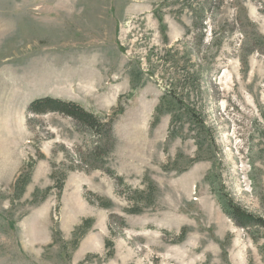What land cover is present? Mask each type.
I'll return each instance as SVG.
<instances>
[{"label":"rangeland","instance_id":"1","mask_svg":"<svg viewBox=\"0 0 264 264\" xmlns=\"http://www.w3.org/2000/svg\"><path fill=\"white\" fill-rule=\"evenodd\" d=\"M258 34L264 0H0V264H264V229L239 227L218 193L264 216V52L246 50ZM176 84L211 135L186 115L175 137L170 114L155 123ZM45 96L115 113L108 166L133 188L154 182L155 203L129 212L136 194L79 169L97 137L29 110ZM54 169L67 173L61 193ZM85 218L94 224L74 246Z\"/></svg>","mask_w":264,"mask_h":264},{"label":"trees","instance_id":"2","mask_svg":"<svg viewBox=\"0 0 264 264\" xmlns=\"http://www.w3.org/2000/svg\"><path fill=\"white\" fill-rule=\"evenodd\" d=\"M204 40V39H203ZM220 44V43H219ZM246 49V48H245ZM249 53H252L255 50H260L264 52V36L258 34L254 39V45L252 48L246 49ZM166 56L163 58L165 59ZM162 58V59H163ZM191 75V73H189ZM196 75L195 73L193 74ZM188 81L189 78L187 77ZM186 79V81H187ZM136 77L134 75V81L136 82ZM134 82V85H135ZM172 90H168L163 95L160 104L158 105L156 111V120L157 123L161 116L164 114L171 115V124H170V133L172 137H175L177 134L176 124L180 119L183 118L184 115L189 117V120L193 123H197L200 126H203L206 131L211 135L210 128L206 127L205 117L202 112H200L195 106H191L189 103L185 101V97L181 94L176 88ZM184 89V88H183ZM120 108V112H121ZM29 110L36 114H44L48 112H59L64 115H67L74 119L78 126L82 127L85 131L95 135L97 140L93 142L90 146H88V154L86 159V167H80L79 169H83L86 171L94 170V169H102L107 172L112 177L116 178L118 181V185L121 187H125L126 190L132 191L135 196H128L130 199V203L132 208L129 212L138 213L142 211V205L146 204L148 201L146 196L152 197L154 203L156 200L155 191L158 189L154 182L150 181L146 188H133L131 185L127 184L124 177L118 175L115 170L108 166L109 156L112 150L115 147L116 141L113 137V125L116 120V114H99L94 111L88 110L79 103L73 100H66L62 98H56L53 96H45L35 99L29 105ZM202 127V128H203ZM182 128V126L180 127ZM204 147L202 142L199 143V150ZM199 158L192 159L191 163H194ZM34 159L26 164L24 169L19 173L15 180L14 191L18 194V198H21L26 191L28 184L31 181L33 168H34ZM78 166L72 165L68 166V169H76ZM67 173H61L60 171L54 169L52 174L55 180V187L59 189L60 193L63 189L65 183V177ZM212 183L215 184L213 178H211ZM223 186V185H222ZM215 190V189H214ZM52 191V187L47 188L45 191H41L40 189L36 190L33 194V201L39 202L40 197L44 193V199L48 196V194ZM220 199L223 201L224 211L225 213L232 218L239 227L243 228H263L264 229V216L258 215L253 212H250L245 207H243L240 203L235 202V200L224 190L222 187L218 191ZM95 198L98 199V202L101 207L109 208L113 205L111 199H108L102 195H94ZM91 200V199H90ZM92 202H95L92 200ZM113 220H116L117 215H112ZM119 218V217H118ZM93 218H85L82 223L76 226L73 236V244L77 246L79 244L80 238H82L90 228L94 224ZM123 224H126V220L122 218ZM60 233V231H57ZM168 234H174L170 231H166ZM187 228H184L180 233H178L177 239L179 241L183 240L186 237ZM106 246L109 249H114V242L112 239L106 240ZM113 254V251L110 253Z\"/></svg>","mask_w":264,"mask_h":264},{"label":"crops","instance_id":"3","mask_svg":"<svg viewBox=\"0 0 264 264\" xmlns=\"http://www.w3.org/2000/svg\"><path fill=\"white\" fill-rule=\"evenodd\" d=\"M0 60H1V62H4L5 60H8V58H7V56L6 57H4V58H0ZM50 93H53V94H61V93H58V91H52V92H50Z\"/></svg>","mask_w":264,"mask_h":264}]
</instances>
